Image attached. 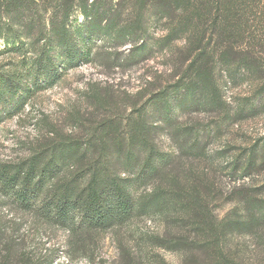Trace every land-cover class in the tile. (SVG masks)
I'll list each match as a JSON object with an SVG mask.
<instances>
[{
  "label": "trees",
  "instance_id": "1",
  "mask_svg": "<svg viewBox=\"0 0 264 264\" xmlns=\"http://www.w3.org/2000/svg\"><path fill=\"white\" fill-rule=\"evenodd\" d=\"M113 1L0 0V56L11 58L0 65V125L72 69L99 59L126 68L148 60L160 41L156 26L170 28L163 43L186 41L174 83L117 96L114 108L105 107L106 98L94 91L112 114L93 125L88 139L48 140L25 161L0 166V207L67 231L68 244L85 254L96 236L160 217L165 231L147 234L146 241L180 254V264H262L242 242L250 237L255 250L264 251V185L235 188L222 202L224 195L207 174L185 168L183 159L207 158L208 141L248 111L245 104L232 108L225 98L233 66L256 75L262 82L256 96L264 94V52L255 51L264 50V39H255L257 30L264 33V0ZM246 34L250 55L237 47ZM128 43V53H121ZM197 112L214 113V125L182 123L183 116ZM163 136L175 147H166ZM225 169L236 179L258 177L264 138L242 148ZM228 204L226 213L217 212ZM22 226L0 222V264H54L24 245ZM120 249L129 264H142L129 248Z\"/></svg>",
  "mask_w": 264,
  "mask_h": 264
},
{
  "label": "rangeland",
  "instance_id": "2",
  "mask_svg": "<svg viewBox=\"0 0 264 264\" xmlns=\"http://www.w3.org/2000/svg\"><path fill=\"white\" fill-rule=\"evenodd\" d=\"M113 2L117 3V0ZM80 22H83L82 17ZM260 22L256 21L255 25ZM247 30L246 27V32ZM262 30L256 31V40L264 39ZM154 31L155 37L160 41L148 60L126 68L117 67L112 61L99 59L72 69L60 83L36 93L21 112L5 119L0 125V166L25 161L37 150L46 148V144L57 142L60 138L74 135L80 140L88 139L93 125L112 114L92 96L94 91L100 96L103 95V99L106 98L105 107L114 108L117 105V96L129 94L138 96L137 94L144 93L147 87L150 89L149 84L152 88H162L174 83L183 69L181 58L184 55L182 49L186 41L178 39L170 44L163 43L162 39L169 33L170 28L156 26ZM240 41L237 47H242L245 54L250 55L248 49L250 46L253 47L251 35L246 34ZM4 43V40L0 39V49L4 48ZM98 46L104 45L98 43ZM130 48L131 45L128 43L121 47L120 51L126 54ZM256 49L257 55L264 52L262 48ZM9 61H11L9 56H0V65H6ZM231 72L233 77L230 76V82L224 84L225 98L232 108L245 104L248 111L241 119L233 117L219 134L208 141L205 146L207 158L183 159L185 168L196 171L199 175L207 174L217 194L224 195L221 198L222 202L228 200L227 196L229 197V193L235 188L244 186L253 189L264 185V171L255 178L250 176L246 179H236L235 175L225 169L228 162L236 157L242 148H249L260 138H264V94L256 96L262 82L256 75H249L244 66L235 65ZM254 106L258 107L256 113L250 115L255 111ZM215 117L214 113L197 112L183 116L181 121L188 127H212ZM75 118H78L79 122ZM80 122H83V125ZM162 142L169 149L175 147L168 136H163ZM223 149L226 153L220 154ZM230 208L231 205L228 204L222 209H217V212L223 215ZM0 222L10 225L22 224L21 236L25 240L24 245L37 256H48L54 264H129V260L125 261L122 258L120 248L123 245L135 253L142 264L181 262L180 254L165 252L146 241L147 234L165 231L166 224L160 217L135 220L118 233L110 232L99 236V240L96 236L86 254L68 244L67 231L37 225L31 218L23 217L11 206L0 207ZM242 245H247L248 255L253 261L264 264V251L262 248L255 250L252 238L248 237Z\"/></svg>",
  "mask_w": 264,
  "mask_h": 264
}]
</instances>
